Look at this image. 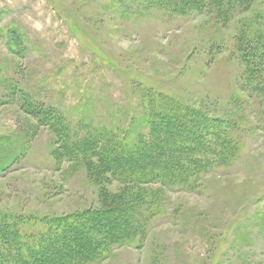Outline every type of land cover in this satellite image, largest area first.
<instances>
[{
  "label": "rangeland",
  "instance_id": "374dc122",
  "mask_svg": "<svg viewBox=\"0 0 264 264\" xmlns=\"http://www.w3.org/2000/svg\"><path fill=\"white\" fill-rule=\"evenodd\" d=\"M7 28L22 37L21 51L8 48ZM240 30L264 41V0L226 25L202 11H142L130 0H0V210L69 214L98 206L101 187H122L55 161L52 134L5 94L2 79L63 112L76 108L73 122L85 115L80 105L104 124L137 112L152 88L236 121L238 156L196 191H161L162 212L143 241L90 264H264V98L239 81Z\"/></svg>",
  "mask_w": 264,
  "mask_h": 264
},
{
  "label": "trees",
  "instance_id": "16d2710c",
  "mask_svg": "<svg viewBox=\"0 0 264 264\" xmlns=\"http://www.w3.org/2000/svg\"><path fill=\"white\" fill-rule=\"evenodd\" d=\"M253 1L130 0L142 11L155 8L174 15L202 11L221 25ZM3 33L11 51L22 50V37L15 28ZM234 46L241 86L264 98V41L240 30ZM1 84L23 112L50 131L55 161L80 164L98 183L117 181L122 187L112 192L101 187L98 206L69 214L0 210V264H90L108 257L115 246L138 245L150 220L162 212L161 191L198 190L205 175L229 166L241 147L239 126L233 119L210 115L152 88L138 97L137 112L124 121L113 118L104 124L92 123L84 106L79 108L85 115L73 122L70 113L76 108L63 112L6 77ZM150 185H156V190Z\"/></svg>",
  "mask_w": 264,
  "mask_h": 264
}]
</instances>
